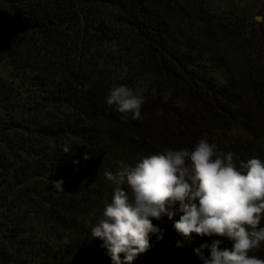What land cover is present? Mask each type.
Segmentation results:
<instances>
[{
    "label": "trees",
    "instance_id": "obj_1",
    "mask_svg": "<svg viewBox=\"0 0 264 264\" xmlns=\"http://www.w3.org/2000/svg\"><path fill=\"white\" fill-rule=\"evenodd\" d=\"M186 2L0 0V264H112L91 229L120 161L204 134L238 167L264 161V28ZM113 84L144 98L140 119L106 103ZM179 216L153 219L163 239L150 234L133 264H202L193 249L217 238L231 248L195 234L177 247ZM249 255L264 259V243Z\"/></svg>",
    "mask_w": 264,
    "mask_h": 264
},
{
    "label": "clouds",
    "instance_id": "obj_2",
    "mask_svg": "<svg viewBox=\"0 0 264 264\" xmlns=\"http://www.w3.org/2000/svg\"><path fill=\"white\" fill-rule=\"evenodd\" d=\"M106 103L125 114L122 120L128 119V113L140 119L144 98L127 85L113 84ZM70 149L65 146L63 151ZM234 155L210 143L204 134L191 150L164 148L135 166L120 161L115 173H103L114 189L91 237L102 241L100 247L106 249L112 264H133L150 249V234L163 239V230L153 219L166 216L172 221L180 213L173 222L183 237L177 247L190 246L193 234L222 237L232 244L222 247L224 240L219 238L200 244L193 251L202 264H264V259L249 255L264 243V227H258L264 214V161L253 157L240 161L238 167ZM64 183L63 179L51 181L61 192Z\"/></svg>",
    "mask_w": 264,
    "mask_h": 264
},
{
    "label": "rangeland",
    "instance_id": "obj_3",
    "mask_svg": "<svg viewBox=\"0 0 264 264\" xmlns=\"http://www.w3.org/2000/svg\"><path fill=\"white\" fill-rule=\"evenodd\" d=\"M211 12L225 14L227 16L244 17L251 26L262 24L264 28V0H199ZM193 5L198 0H187L186 4ZM262 17V20H257ZM10 67L6 63H0V76L8 79Z\"/></svg>",
    "mask_w": 264,
    "mask_h": 264
},
{
    "label": "water",
    "instance_id": "obj_4",
    "mask_svg": "<svg viewBox=\"0 0 264 264\" xmlns=\"http://www.w3.org/2000/svg\"><path fill=\"white\" fill-rule=\"evenodd\" d=\"M257 20L261 21L262 20V17H258Z\"/></svg>",
    "mask_w": 264,
    "mask_h": 264
}]
</instances>
